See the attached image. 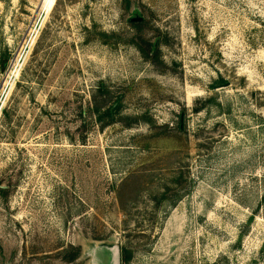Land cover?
I'll list each match as a JSON object with an SVG mask.
<instances>
[{"label":"rangeland","instance_id":"obj_1","mask_svg":"<svg viewBox=\"0 0 264 264\" xmlns=\"http://www.w3.org/2000/svg\"><path fill=\"white\" fill-rule=\"evenodd\" d=\"M121 248L264 263V0H0V264Z\"/></svg>","mask_w":264,"mask_h":264},{"label":"trees","instance_id":"obj_2","mask_svg":"<svg viewBox=\"0 0 264 264\" xmlns=\"http://www.w3.org/2000/svg\"><path fill=\"white\" fill-rule=\"evenodd\" d=\"M140 22V21H138ZM137 22V23H138ZM94 113L97 116V122L98 123H102L105 122L106 119H110L107 123H104L103 126H109L113 123H116L117 119L115 116H118L120 113V106L119 103L115 102L113 103L110 107H108L106 109V111L102 112L101 109L99 107H97L94 109ZM165 195L161 196L160 199V204L164 201H166L167 199L164 198ZM179 196H177V199L175 198V200L171 201L172 206L179 200ZM132 260V253L127 250L126 248H121L120 251V262L121 264H129ZM264 264V263H263Z\"/></svg>","mask_w":264,"mask_h":264},{"label":"water","instance_id":"obj_3","mask_svg":"<svg viewBox=\"0 0 264 264\" xmlns=\"http://www.w3.org/2000/svg\"><path fill=\"white\" fill-rule=\"evenodd\" d=\"M141 19H132L131 22H138L140 21Z\"/></svg>","mask_w":264,"mask_h":264}]
</instances>
